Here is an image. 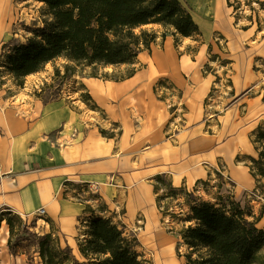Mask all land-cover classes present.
I'll return each instance as SVG.
<instances>
[{"label": "crops", "instance_id": "obj_1", "mask_svg": "<svg viewBox=\"0 0 264 264\" xmlns=\"http://www.w3.org/2000/svg\"><path fill=\"white\" fill-rule=\"evenodd\" d=\"M213 1L215 11H221L218 0H193V3L198 8L197 3L207 6ZM206 6L199 12L203 13ZM201 14L197 23L205 36L210 37L214 31H227V25L208 23ZM144 26L157 32L163 28L158 23ZM141 54L142 51L138 58ZM199 54H205L204 46ZM153 55H157L159 63L147 62L122 80L75 76L71 81L86 87L95 109L83 100L80 90L72 87L65 88L58 98L46 101L27 87L0 88L1 210L19 214L27 223L33 221V228L57 232L61 243L76 253L79 239L87 234L90 222L98 216L112 218L128 231L136 229L138 221L142 222L143 229L161 221L164 213L158 207L152 181L157 174L167 175L175 187L200 192L199 181L209 177L216 168L217 158L223 157L231 179L241 192L255 185L249 167L233 163L239 148L236 136L220 141L211 134L208 137L189 135L184 140L172 139L173 143L162 139L164 130L159 125L156 131L154 127L148 128L157 124L160 113L164 115L155 97V81L169 77L180 83L184 93L187 79L175 73L174 65L177 61L184 63L187 70L193 67L188 54L179 57L170 33L161 45L153 46L150 56ZM42 72L51 77L48 70ZM33 75L26 79L30 81ZM146 118L149 125L141 132ZM113 123L121 128L117 139L100 132V128L108 129ZM147 133L153 136L154 142H143ZM197 143L203 146L197 148ZM143 144H147L145 149H141ZM68 183L83 188L78 191ZM239 192L235 191L237 198ZM177 203L181 213L186 214L188 205L182 200ZM41 208L45 212L38 216ZM37 219L45 224L41 225ZM187 224L185 221L183 226ZM9 239L10 234L1 223L0 264H16L17 260L18 264H24V254L10 252Z\"/></svg>", "mask_w": 264, "mask_h": 264}, {"label": "rangeland", "instance_id": "obj_2", "mask_svg": "<svg viewBox=\"0 0 264 264\" xmlns=\"http://www.w3.org/2000/svg\"><path fill=\"white\" fill-rule=\"evenodd\" d=\"M180 1L190 8L193 18L197 22L202 12H199L200 10L196 8L193 0ZM229 1L232 6H229ZM263 1L218 0L221 11L218 9L215 11V2H210L206 6L204 14L201 15L208 23L215 21V23L227 25L225 33L214 31L210 37H207L201 30L202 35L199 40L179 35L178 46L175 45L173 36L179 57L188 54L189 62L193 66L191 70H187L184 63L178 64L176 61L174 65L175 73L180 78L187 79L184 81L186 92L183 93L179 82L175 83L169 77L163 76L155 81L153 86L155 97L162 105L164 115L160 113L155 121L157 124L154 125H149L148 118H146L143 121L144 127L141 132L146 131L147 125H149L148 128L154 127L156 131L159 125L164 130L162 139H169L173 143L172 139L184 140L189 135L208 137L211 134L212 138H219L220 141L236 136L239 148L233 163L238 166L247 165L251 173L254 167V171L257 172L252 158H259L262 147L260 141H256L259 133H256L255 130L264 122ZM1 2L3 4L0 13V88L2 89L27 87L32 94L40 96L46 101L58 98L65 88L72 87V89L80 90L83 100L89 107L95 109L96 106L92 104L86 87L81 84L76 85L74 81H71L76 78L75 76L122 80V78H127L133 68L137 71L149 62L152 65V62L159 63L160 61L157 55H153V57L150 55H152L153 46L161 45L162 33L165 28L163 27L164 29L157 32L149 26H143L144 29L155 31L157 38L151 43L150 49L142 51L135 64L90 67L76 65L73 61L60 57L49 62L48 65L46 64L48 69H45L46 66L42 69L45 72L48 70L51 77L45 76L41 70L39 77L36 75L37 73H33L35 75L30 77L32 81H28L27 76L17 80L8 70L7 55L10 54L13 45L25 43L30 37L36 35L35 30L44 26V21L49 17L48 10L46 4L44 2L41 4L39 0H0ZM167 30L172 35L173 29L169 27ZM203 46L205 54L201 55L199 51ZM151 58L152 60H150ZM42 73L44 75H41ZM197 125L199 126L195 127ZM102 129L106 133L103 134ZM100 132L105 137L117 139L121 128L118 124L113 123L108 129L100 128ZM177 134L181 135L178 137ZM148 140L151 143L154 142L153 136L151 137V134L147 133L144 135L143 142ZM151 143L143 144L141 149H145V145L148 147ZM168 144L171 146L170 142ZM202 146L201 143H197V148ZM133 147L135 146L133 145ZM212 160L215 161L214 158ZM216 164L217 169H213L209 177L199 182L200 192L196 190L194 194L189 193L194 189L188 190L185 187L179 191H173L174 185L165 174H157L153 177V184L157 188V195L160 196V204L163 206L159 209L161 213H164V218L161 217V221L152 227L148 226L143 229L141 228L142 222L138 221L136 226H139L136 229L134 227L131 231L126 230L134 235L139 234L143 246L139 247V251L144 253L148 264H158L164 251L177 259L179 264H185V253L189 248L182 242L178 233L185 226L183 224H185L186 216L183 212L181 213L177 203L181 200H191L195 195L217 203L216 196L232 195L233 199L241 201L242 207L249 208V211L254 215L251 219L264 216V178L252 174L255 185L251 189L241 192V189L237 188L236 183L231 179L227 161L223 157H219ZM158 175L163 178L158 180ZM257 179H261L260 184L257 183ZM69 187L78 191L83 188V186L74 183H70ZM236 190L240 191L238 198ZM175 201L177 202L175 203ZM100 207L104 208L103 205ZM9 219L12 224L8 222ZM38 221L41 225L45 224L43 220L37 219ZM1 223L4 225V230H8L18 254H24V264H43L39 241L41 236L51 231L33 228V221L27 223L24 217L5 209H0V226ZM121 225L120 227H122ZM257 225L264 227V217L258 221ZM53 236L58 237L62 248L67 247L61 243L57 232H54ZM75 254L80 260H83L80 252L77 254L76 251ZM17 262L18 260L16 264H18Z\"/></svg>", "mask_w": 264, "mask_h": 264}, {"label": "trees", "instance_id": "obj_3", "mask_svg": "<svg viewBox=\"0 0 264 264\" xmlns=\"http://www.w3.org/2000/svg\"><path fill=\"white\" fill-rule=\"evenodd\" d=\"M39 1L44 2L48 10L49 17L44 26L35 30L36 35L27 42L13 45L7 55L8 70L17 80L41 71L47 63L60 57L90 67L135 64L139 53L150 49L151 43L156 41L157 33L143 28L151 23H159L165 28L163 39L167 36V29L172 28L176 46L179 35L196 40L202 35L190 8L180 0ZM228 4L232 6L230 1ZM135 71L133 68L127 77ZM263 130L264 122L255 130L259 133L256 141H260L262 148L259 158H252L257 172L254 167L251 170L260 178H264ZM101 132L106 133L103 129ZM162 178L158 175V180ZM260 181L257 179V183ZM174 187L173 191L184 188ZM216 198L217 203L195 195L191 200H184L189 207L184 221L189 224L179 233L189 248L185 253V264H264V227L257 225L263 216L251 219L254 215L249 208L242 207L241 201L233 199L232 195ZM157 204L159 208L163 207L160 196ZM8 222L12 224L11 219ZM121 226L109 217L94 218L87 234L78 241L83 260L69 245L62 248L58 237L53 236L54 231L46 233L39 241L42 262L148 264L144 253L139 251L138 237ZM8 244L10 252L18 254L11 238Z\"/></svg>", "mask_w": 264, "mask_h": 264}, {"label": "bare ground", "instance_id": "obj_4", "mask_svg": "<svg viewBox=\"0 0 264 264\" xmlns=\"http://www.w3.org/2000/svg\"><path fill=\"white\" fill-rule=\"evenodd\" d=\"M2 2L0 3V13H1V6H2ZM198 4V8L199 10H203L204 7L206 6L205 4ZM77 254H79V252H77ZM158 264H179L177 259L173 258L171 255H169V253L167 251L163 252V255L160 257Z\"/></svg>", "mask_w": 264, "mask_h": 264}, {"label": "built area", "instance_id": "obj_5", "mask_svg": "<svg viewBox=\"0 0 264 264\" xmlns=\"http://www.w3.org/2000/svg\"><path fill=\"white\" fill-rule=\"evenodd\" d=\"M45 212V210L43 208H41L39 211H38V216H41L43 215Z\"/></svg>", "mask_w": 264, "mask_h": 264}]
</instances>
